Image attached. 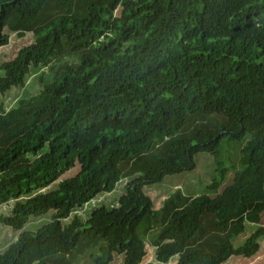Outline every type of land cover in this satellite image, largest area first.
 Returning a JSON list of instances; mask_svg holds the SVG:
<instances>
[{"label":"trees","instance_id":"trees-1","mask_svg":"<svg viewBox=\"0 0 264 264\" xmlns=\"http://www.w3.org/2000/svg\"><path fill=\"white\" fill-rule=\"evenodd\" d=\"M5 28L32 32L33 41L0 64V93L23 87L33 68L49 67L52 80L0 111V205L15 200L0 223L20 231L0 264H75L85 254L89 264H109L114 254L140 264L149 253L141 224L157 230L151 244L162 264L258 253L264 0H0V47L9 43ZM223 138L245 140L233 182L215 197L176 190L154 209L144 187L192 170L199 152L218 162ZM136 174L117 206L63 224ZM50 211L37 230H22Z\"/></svg>","mask_w":264,"mask_h":264},{"label":"rangeland","instance_id":"rangeland-1","mask_svg":"<svg viewBox=\"0 0 264 264\" xmlns=\"http://www.w3.org/2000/svg\"><path fill=\"white\" fill-rule=\"evenodd\" d=\"M116 13L119 14V10H117ZM4 31L9 34V43L0 47V64L13 58L21 47L28 45L33 41L32 32H26L24 36H18L15 32H12L7 28H5ZM3 74L4 72L0 68V77ZM40 78H42L43 81H40ZM51 80L52 73L49 67H38L31 69L26 77L23 87H12L4 94L0 93V111L7 112L11 108L15 107L20 99L38 94L43 84L48 83ZM244 143L245 140L232 141L227 138H223L219 147L220 156L218 158V162H216L214 157L209 153L199 152L194 156L195 167L192 170L166 175L161 183L152 186H145L143 190L145 194L148 195L152 200L154 208L158 209L163 205L165 198H167L176 190H180V192L183 194L193 197L200 194H208L211 197H215L216 195L220 194L225 187L233 182V176L236 170L234 167L238 168V157L240 149ZM78 169L79 167L77 165L74 168L69 169L64 174H62L57 181L42 189V191L48 192L50 190L56 189L62 179L75 175L78 172ZM138 176L139 174H136L132 177L121 179L116 184V187L112 192L100 193L88 203L84 204L83 207L74 209L71 212L69 218L63 220V224L70 223L76 215L79 216L83 221L87 220L92 210L100 205H106L109 207L117 206L119 197L125 194L128 183ZM215 181H217L216 186H212V184H215ZM25 198L26 197H21L18 200H24ZM14 204L15 200L12 199L7 203L1 204L0 215H11ZM51 213L52 212L50 211L38 217H30L22 230H37L50 220ZM261 224L264 225V212L262 213ZM251 225V227L249 226L248 229L246 228L245 233L232 240L234 246H239L244 242L246 237L250 234L251 229L255 227L254 224ZM19 232L20 231H15L9 226L0 223V254L13 241H15ZM138 234L146 241L149 248L147 257L140 264H146L147 262L162 264L155 260V247L151 244L157 234V230L153 229L146 233L144 224H141L138 227ZM259 243L260 249L253 257L242 258L232 256L222 264L263 263L264 236L259 240ZM176 262L177 257H174L169 261V263L166 264H176ZM75 264H89V258L87 254L78 256ZM109 264H123V256L121 254H114L113 260Z\"/></svg>","mask_w":264,"mask_h":264},{"label":"crops","instance_id":"crops-1","mask_svg":"<svg viewBox=\"0 0 264 264\" xmlns=\"http://www.w3.org/2000/svg\"><path fill=\"white\" fill-rule=\"evenodd\" d=\"M166 199V198H165ZM154 209H158V208H154ZM169 263V262H168Z\"/></svg>","mask_w":264,"mask_h":264}]
</instances>
